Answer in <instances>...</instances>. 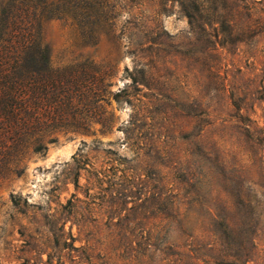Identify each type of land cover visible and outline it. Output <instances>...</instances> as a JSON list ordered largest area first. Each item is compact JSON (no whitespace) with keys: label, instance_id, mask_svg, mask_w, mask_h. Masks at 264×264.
<instances>
[{"label":"rangeland","instance_id":"obj_1","mask_svg":"<svg viewBox=\"0 0 264 264\" xmlns=\"http://www.w3.org/2000/svg\"><path fill=\"white\" fill-rule=\"evenodd\" d=\"M111 2L97 44L43 24L121 96L0 181V264H264V0Z\"/></svg>","mask_w":264,"mask_h":264},{"label":"trees","instance_id":"obj_2","mask_svg":"<svg viewBox=\"0 0 264 264\" xmlns=\"http://www.w3.org/2000/svg\"><path fill=\"white\" fill-rule=\"evenodd\" d=\"M118 13L111 0H5L0 10V181L21 175L22 161L44 154L59 132H89L111 120L105 104L108 71L89 59L55 67L43 24L70 21L88 43L114 30ZM220 264H237L224 262ZM243 264V263H242Z\"/></svg>","mask_w":264,"mask_h":264}]
</instances>
